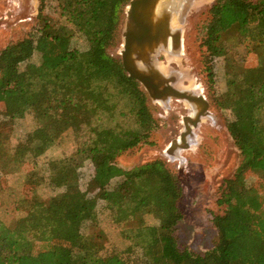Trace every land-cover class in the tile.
<instances>
[{
    "label": "trees",
    "instance_id": "16d2710c",
    "mask_svg": "<svg viewBox=\"0 0 264 264\" xmlns=\"http://www.w3.org/2000/svg\"><path fill=\"white\" fill-rule=\"evenodd\" d=\"M73 1L78 4L67 18L69 26L41 18L28 35L0 51V151L9 139L4 127L28 110L39 123L40 141L55 142L72 129L78 142L71 157L48 164L49 185L58 193L46 200L25 198L27 215L13 228L0 222V264H264V0H216L201 29L210 79L215 60H226L228 90L217 106L233 116L227 128L242 157L234 177L222 186L217 201L224 212L214 217L217 241L204 253L179 245L175 233L184 191L168 163L156 159L131 170L117 164L124 152L148 143L159 127L141 84L111 52L121 44L131 0ZM75 33L85 38L86 50L72 46ZM36 53L41 66L21 69ZM42 72L56 73L66 83L63 89L51 90L39 81L38 90L27 93L28 81L44 77ZM237 101L249 103L252 112L236 114ZM28 153L26 143L17 146L11 172ZM87 161L94 170L83 187L80 169ZM118 178L115 191L139 201L159 220L157 226L124 225L122 235L130 242L126 256L105 255L100 231L83 233L88 224L96 227L103 195ZM251 178L255 182L249 185ZM45 181L38 177L31 191ZM138 250L139 259L132 260Z\"/></svg>",
    "mask_w": 264,
    "mask_h": 264
},
{
    "label": "rangeland",
    "instance_id": "374dc122",
    "mask_svg": "<svg viewBox=\"0 0 264 264\" xmlns=\"http://www.w3.org/2000/svg\"><path fill=\"white\" fill-rule=\"evenodd\" d=\"M61 1L0 0V51L10 43L28 35L41 18L69 26L67 18L72 16L78 3L64 0L62 5ZM215 1L207 0L193 5L194 7L192 4L183 6L184 9H180V20L181 16L189 8L191 9L182 28L183 51L175 47L176 51L172 50L174 56L171 54L170 57L167 49L162 48L159 56L160 64L167 65L170 73L174 71L173 73L177 75L178 85L182 89H188L189 85L194 84L199 87L195 93H202L209 102L210 115L205 116L199 127L194 129V135L189 139L191 148L176 150L178 152L175 155V151H168L170 144L178 139L184 130V117L191 114L185 106L187 102L172 99L166 106L164 101L152 100L141 86L148 95L150 105L159 121V127L151 133L148 143L140 144L117 158V164L124 170H131L147 162L162 159L178 174L184 191L181 202L183 217L175 234L180 247L195 253H204L217 241L218 231L214 227V217L224 212V207L220 206L217 200L225 180L234 177L242 160L240 150L227 128V122L233 116L231 112L217 106L219 97L228 90L226 60L223 57L215 60L213 77L210 79L205 48L202 46L201 29L206 22V13ZM175 8L176 6L172 5L167 8L168 11L173 10V19L176 16L174 14H177V9L174 12ZM172 27L174 30L181 25L175 27L172 22ZM122 42L121 37L120 46L111 50L118 57H121ZM72 46L81 51L88 48L85 38L79 33L74 34ZM41 64V55L36 53L30 61L21 65V69L29 66L40 67ZM42 74L44 77L32 78L28 81L25 86L27 93L37 91L39 81L46 82L51 90H62L60 85L66 84L65 81L58 79L56 73L42 72ZM245 89L246 93L251 90L249 87ZM22 104L25 102L21 99ZM233 111L246 117L252 112V106L247 102L237 101ZM38 127L37 119L32 111L28 110L23 118L9 123L3 129L8 133L9 139L5 148L0 151V222L10 228L16 225L17 220L27 215L29 202L27 199L24 200L25 198L35 196L46 200L58 193L49 185L48 164L51 160L71 157L78 148L72 129L67 130L54 142L50 138L40 141L35 135ZM22 142L28 146L29 153L25 162L15 172H11L13 154ZM4 165L8 167L3 170ZM93 170L90 161L85 162L80 169L83 187L91 180ZM40 174L46 181L31 191ZM119 181V178L113 180L103 195L98 207L96 227L93 228L94 225L88 224L83 228V233L90 236L100 231L105 237V255L120 253L126 256L125 252L130 242L122 235L124 225L129 227L143 221L149 226H157L159 220L154 214L145 212L143 204L139 201L115 191L114 188ZM254 182L255 178L248 180L249 185ZM132 256V260L139 259V250Z\"/></svg>",
    "mask_w": 264,
    "mask_h": 264
},
{
    "label": "water",
    "instance_id": "95a60500",
    "mask_svg": "<svg viewBox=\"0 0 264 264\" xmlns=\"http://www.w3.org/2000/svg\"><path fill=\"white\" fill-rule=\"evenodd\" d=\"M163 0H131L126 8V18L121 37L120 55L128 76L141 84L154 101L172 99L196 106L197 113L184 117V130L169 146V152L190 148L188 138L199 127L202 119L210 115L209 102L202 93L181 90L174 85L170 71L164 73L159 67L162 48L168 47L171 38L176 49L183 51L182 28L191 11L181 16L178 29L172 28V11H159ZM193 6V5H192ZM191 7V6H190ZM194 7V6H193ZM173 71V70H172ZM174 72V71H173Z\"/></svg>",
    "mask_w": 264,
    "mask_h": 264
},
{
    "label": "bare ground",
    "instance_id": "6f19581e",
    "mask_svg": "<svg viewBox=\"0 0 264 264\" xmlns=\"http://www.w3.org/2000/svg\"><path fill=\"white\" fill-rule=\"evenodd\" d=\"M205 1H207V0H163L160 4H159V11L160 10H164V11H168V6H176V8L174 9L175 11L174 12H176V9H177V14L175 13L174 15H176V16H174L175 17V19H173V25L175 24V27H176V25L177 26H179L180 25V9L181 8H183V6H186V5H189V4H192V5H196L197 3H203V2H205ZM167 9V10H166ZM184 9V8H183ZM173 11V10H172ZM182 12V11H181ZM172 14H173V12H172ZM183 15V14H182ZM174 27V28H175ZM173 28V27H172ZM166 49H167V51H168V56H172L173 54H172V50H175V46L173 45V43H172V41H171V38H169V44H168V47H166ZM176 51V50H175ZM166 52V51H165ZM160 53H161V51H160ZM166 54H167V52H166ZM172 54V55H171ZM174 56V55H173ZM159 67H161V69H162V71L164 72V73H168L169 71H170V69L168 68V66L167 65H162V64H160V61H159V65H158ZM172 75L174 76V78H175V81H174V85L177 87V88H179V89H181V90H188V91H191V92H196L198 89H199V87L198 86H195L194 84H192V85H189L188 86V89H182V87L180 86V85H178V77H177V75L175 74V73H173L172 72ZM170 100V99H169ZM165 102V104H166V106L169 104L168 103V100L167 101H164ZM181 102H183V101H181ZM186 108H187V110H189L190 111V113H191V116L193 115V117L195 116V114L197 113V109H196V106H191V105H189L188 103H186ZM202 122V121H201ZM198 128V127H197ZM193 135H194V132H193ZM193 135H191L189 138H188V141H189V139L193 136ZM189 145H190V148H191V144H190V142H189ZM169 149V148H168ZM180 150V149H179ZM178 150V151H179ZM178 151H175L174 152V155H175V153H177ZM182 151V150H181ZM180 153V152H179ZM178 155V154H177ZM179 156V155H178Z\"/></svg>",
    "mask_w": 264,
    "mask_h": 264
}]
</instances>
